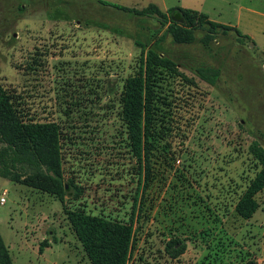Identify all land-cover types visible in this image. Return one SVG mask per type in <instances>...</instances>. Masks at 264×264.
<instances>
[{
    "label": "rangeland",
    "instance_id": "rangeland-1",
    "mask_svg": "<svg viewBox=\"0 0 264 264\" xmlns=\"http://www.w3.org/2000/svg\"><path fill=\"white\" fill-rule=\"evenodd\" d=\"M103 1L137 9L203 5L222 22L235 21L241 6H263ZM167 28L98 0H0V82L29 119L59 126L64 177L78 187L62 203L0 174V237L14 264H91L68 220L77 209L134 224L129 264H264V191L251 220L235 211L261 170L251 147L264 146V54L234 32L205 47L199 39L175 43ZM161 36L177 71H161L146 178L128 147L120 95L146 53L137 42ZM201 67L221 70L216 85L199 78ZM21 165L15 168L34 171Z\"/></svg>",
    "mask_w": 264,
    "mask_h": 264
},
{
    "label": "trees",
    "instance_id": "trees-1",
    "mask_svg": "<svg viewBox=\"0 0 264 264\" xmlns=\"http://www.w3.org/2000/svg\"><path fill=\"white\" fill-rule=\"evenodd\" d=\"M104 6L152 18L168 27L166 33L178 44H192L197 39L209 47L219 34L234 32L240 44L249 43L260 51L252 38L239 29L210 20L206 13L175 7L162 11L157 5L137 9L98 0ZM198 35V37H197ZM164 36L153 44L137 42L146 53L140 58L137 73L125 80L120 95L121 120L125 126L128 147L141 163L146 178L151 176L150 155L153 148L157 88L164 80L161 71H177V64L162 50ZM199 78L214 86L221 70L201 67ZM0 174L12 182L20 183L56 197L64 203L71 191L78 189L73 181L66 182L63 170L61 131L54 122L29 119L16 102V96L0 82ZM261 170L251 180L236 204L235 211L244 220H251L259 210L257 195L264 191V146L251 147ZM33 168L32 173L19 171L16 165ZM21 165V166H22ZM80 191V190H79ZM78 193L75 195L78 197ZM71 227L80 241L91 264H129L135 242V228L131 222L93 216L82 209L67 211ZM173 245L170 244L169 248ZM168 248V249H169ZM178 257L175 250L171 255ZM0 264H14L9 248L0 237Z\"/></svg>",
    "mask_w": 264,
    "mask_h": 264
},
{
    "label": "crops",
    "instance_id": "crops-1",
    "mask_svg": "<svg viewBox=\"0 0 264 264\" xmlns=\"http://www.w3.org/2000/svg\"><path fill=\"white\" fill-rule=\"evenodd\" d=\"M200 6L201 7H199L198 9L197 7L194 8L184 7V8L192 9V10L197 9L196 11L206 13L209 16L210 20L214 22L239 29L243 34L250 36L252 40L255 42L257 48L264 54V47H263L264 46V0H263V6L261 8L262 10L258 9V7H255L257 9L253 7H244V6L239 7V9L236 11V15L234 19L235 21H232L235 23H232L230 21L222 22V21L214 20L209 15L210 13L205 10V7H203V5ZM167 10L169 9L165 7L163 8L162 11L166 12Z\"/></svg>",
    "mask_w": 264,
    "mask_h": 264
},
{
    "label": "built area",
    "instance_id": "built-area-1",
    "mask_svg": "<svg viewBox=\"0 0 264 264\" xmlns=\"http://www.w3.org/2000/svg\"><path fill=\"white\" fill-rule=\"evenodd\" d=\"M4 201H5V200H4V199H2V203H4Z\"/></svg>",
    "mask_w": 264,
    "mask_h": 264
}]
</instances>
